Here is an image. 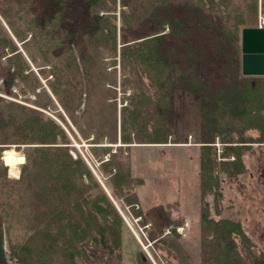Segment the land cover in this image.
Here are the masks:
<instances>
[{"label": "rangeland", "instance_id": "374dc122", "mask_svg": "<svg viewBox=\"0 0 264 264\" xmlns=\"http://www.w3.org/2000/svg\"><path fill=\"white\" fill-rule=\"evenodd\" d=\"M71 1L67 3L63 0H0V37L12 39L17 48L16 51H12L11 45H9L4 50L7 56L19 52L15 55H18L22 61V74L9 77L8 72L13 73L16 68L13 64H9L7 56L0 54L1 109L4 114L14 113L19 120L25 119L30 114L54 119L70 141V155L73 158L78 157L77 155L80 156L89 169L92 179L98 184L89 190L90 196L98 199L101 198V195H105L117 212L121 219L119 247L113 249L112 253L103 251L98 254L95 252V256L98 257L97 263L142 264L139 260V255H142L145 260L143 264H200L199 217L202 200L198 178L201 145L198 142V135L207 126L211 112H215L217 115L222 114L221 107L217 105L221 102L216 101H221L224 96L231 97L232 94H236L232 87H242L246 84L243 79L244 75L241 74V53L238 52L240 45L237 38L238 36L240 38V35L234 33V36H228L218 31L221 23L218 15L215 13L208 15L207 12L204 15L199 7L188 8L184 5L189 4L188 0H163V4H179L171 9L163 8V13L169 18L164 17V14L161 17L165 23V34L170 37L167 39L168 42L177 39L183 40L187 36L185 38L187 39L185 42L187 48L184 44V48L178 45L179 48L176 47L175 55L166 51V56L170 61L169 65L178 63L185 67L184 78L179 79L177 84L173 81L172 85L168 83L167 86L158 87L139 66H135L134 73L126 69L124 77L121 72L118 48L113 58L109 56L108 50H104L101 59L96 62V58L93 59L97 71L94 68L96 76L93 79L91 92L89 91L88 96L85 93L82 94L79 107L73 112V118L70 119L48 87L46 80L53 79L52 75L48 72L45 77L39 72L41 69L50 71L51 67L45 63L50 60L49 64H52L53 59L43 58L41 52L38 51L36 41L32 40L29 33L34 24L32 19L39 18V23L34 26L40 31L45 18L53 15L54 10H57V4H77L79 7H76V10L79 12L80 4L84 3L83 0ZM119 1L116 0L115 4L117 39L121 36L120 9L129 7V4L120 6ZM249 1L247 2L249 3ZM262 1H256L257 12L254 21L249 26L264 27ZM195 3L204 4L198 1ZM71 12L68 7L64 14V21L61 24L53 22L50 27H46L41 32L40 36L45 40L48 32L49 37H56L60 47L53 51L58 52V56L62 57L61 55L65 52L72 50L76 62L80 63L77 55L79 40L72 37L69 32L73 25V23H69ZM173 14L178 16L175 17ZM82 15L83 17L74 21L75 25L86 23V11ZM152 18H154V12L148 19ZM146 24L147 26L150 24L154 28L153 31L159 30L155 22L147 21L145 24L139 22L136 23L138 34L143 33ZM172 27L180 31L171 34L170 28ZM183 30H186L187 33L182 32ZM134 35L133 32L129 33V36ZM209 40L225 44L217 45L210 51L207 46ZM119 44L117 41V46ZM192 47L193 49H191ZM232 54L238 56L235 62ZM51 55L52 53L48 52V56ZM79 71L83 75L81 66ZM259 77L264 78V74ZM194 79L199 82L198 92L190 90L189 81ZM83 84L84 88L88 86L85 85V81ZM220 85L223 86V89L219 87ZM262 89L264 90V84ZM142 91L150 95L151 102L149 103L148 99L149 107L147 108H149L150 118L148 117L146 122L166 124L171 132L168 143L138 144L132 145L128 149L125 147L119 149L118 147L121 145L118 133L120 110L124 104L130 101L129 97L132 95L135 96L134 100L140 96L138 100L144 105V98L141 97ZM49 99L52 100V103L44 105ZM169 103L170 106H168ZM204 104L209 109L207 112L202 108ZM159 107L163 111L161 114L157 111ZM260 110L264 117V107ZM233 115V112L228 111L225 114L226 119L217 120L223 125L222 134L226 136L227 140H234L237 132L226 128L228 125L226 122L233 121L237 128L240 126L238 123L240 120H234ZM111 116L116 118L117 123L116 143L111 142L109 137L112 133L107 119ZM83 125L85 126L83 127ZM91 125L92 133L90 132ZM260 125V128H250L245 132V136L250 135L255 141L243 143L246 147L241 155L244 165L243 172L231 179H227L220 172V195L209 194L207 202L209 214L212 217L239 221L247 237L255 245V250L264 252V124ZM89 127L90 130H85ZM224 144L220 142L218 136H215V145L218 151H222ZM100 145L110 147L102 154L95 153L97 147L91 146ZM25 146L23 144L17 146L12 143L3 151L13 150L15 155H23L25 161L27 150ZM3 151L0 154V183L4 176L3 166H6L5 171L8 177L19 179L24 161L17 164V176H12L2 159ZM111 154L119 158L122 166L128 170L129 176L134 181L141 179L142 182H133L127 187L123 186L122 182L114 183L100 164L103 160H107ZM108 168L111 173L114 172L112 166ZM82 179L86 184L90 182L85 176H82ZM18 188L21 192L24 190L23 208L12 212L8 219L5 218V221L0 209V227L5 254L4 260H0V264H21L17 246L13 250L9 244L25 239L28 228H26L23 215H32L35 212V208L26 202L30 188L28 186L24 188L23 184L17 186ZM130 191L137 194L138 204L130 203V205L127 202L126 194H129ZM12 194L18 195L16 191ZM98 203L106 205L99 201ZM133 209L139 210L137 215L134 214ZM177 226L183 227L182 232L176 231L175 227ZM5 227L9 230L7 233ZM114 240L116 238H109L111 248L115 244ZM86 248L91 250L92 243H89ZM77 264L89 263H86L81 256L77 258Z\"/></svg>", "mask_w": 264, "mask_h": 264}, {"label": "trees", "instance_id": "16d2710c", "mask_svg": "<svg viewBox=\"0 0 264 264\" xmlns=\"http://www.w3.org/2000/svg\"><path fill=\"white\" fill-rule=\"evenodd\" d=\"M63 1L72 2L71 0ZM195 1L204 4H196ZM247 1L188 0L189 4L184 5L195 9L199 7L204 15L205 12L208 15L212 13L218 15L221 19L218 28L220 30L218 31L228 36H234V33L240 35L237 41L240 45L238 52L241 53V29L254 21L257 12V0H250L249 3ZM83 2L80 4L79 12L76 10V7H79L77 4H57V10H54L53 15L45 18L40 31L34 26V24L39 23V18L32 19L34 24L32 23L33 27L30 28L29 33L32 40L36 41L38 51L41 52L43 58L53 59L52 64H49V59V62L45 63L51 67L50 71L41 69L39 72L45 77L48 72L52 75L53 79L46 80L48 87L70 119L73 118V112L79 107L82 94L85 93L88 96L89 91L91 92L93 79L96 76L94 74L96 64L94 65V63L103 57L104 50H108L109 56L113 58L118 48L121 72L124 77L126 69L134 73L136 71L135 66H139L158 87L168 83L172 85L173 81L178 83L179 79L184 78L186 75L185 67L178 63L177 65H169L170 61L166 56V51L175 55L177 53L176 47L179 48L178 45L184 48V44L187 48L185 44L187 36L183 40L177 39L168 42L167 39L170 37L165 34V23L161 17L164 14L163 8L171 9L179 4H163V0H120V6L129 4V7L128 9H120L121 36L117 39L116 0H83ZM193 2L195 4H192ZM68 7L72 11L69 23H73L69 32L72 37L79 40L77 42L79 44L77 55L80 63L76 62L72 50L65 52L61 55L62 57L58 56V52L53 51L60 47L56 37H49L47 32L45 41L40 36L41 32L46 27H50L53 22L61 24L64 21V14ZM261 7L264 10V0ZM82 9L84 10L82 11ZM84 11H86V19L84 18L86 23L75 25L76 22L74 21L83 17ZM153 12L154 18L148 19ZM164 17L169 18L165 14ZM147 21L155 22L159 30L153 31L154 28L150 24L148 26L146 24L145 30L142 31L144 34H138L136 23L145 24ZM169 21L172 23L170 19ZM133 23L135 24L133 25ZM170 29L171 34L180 31L173 27ZM131 32L135 35L129 36ZM182 32L187 33L186 30ZM126 34L127 36H125ZM117 41L120 43L119 46H117ZM223 44L225 43L220 42L219 44L216 40L207 42L210 51L215 46H222ZM9 45H11L12 51H16L17 48L12 39L0 37V54L2 56H7L4 49ZM48 52H51L52 55L48 56ZM15 54H19V52L7 56L9 64H13L16 68L13 73L8 72L9 77L22 74V61ZM232 57L234 62L238 58L233 54ZM94 58H96L95 62ZM78 66L82 67L83 75L80 74ZM96 69L95 71H97ZM243 77L246 84L242 87H232L236 94H232L231 97L229 95L224 96L221 101H216L221 102L217 105L221 107L222 114L217 115L215 112H211L207 126L198 135V142L201 143L198 178L202 200L199 217L200 264H264V252L255 250V245L247 237L242 224L234 219L212 217L209 214L207 202L209 194L220 195V172L227 179L243 172L244 165L241 155L246 148L243 143L255 141L252 136H245V132L250 128H260L261 125L259 126V124H264V117L260 110L264 107V90L262 89L264 78L259 76ZM84 81L85 85H88L86 88H84ZM189 82L190 90L198 92V80L194 79ZM219 87L223 89V86L220 85ZM141 93L142 99L144 98V105L138 100L140 96L134 100L135 96L132 95L129 97L130 101L124 104L120 110L118 133L121 145L118 147L119 149L121 147L128 149L132 145L138 144L168 143L171 132L166 124L159 125V123L146 122L147 118H150L149 108H147L149 107L148 99L151 103L150 95L143 91ZM51 103L52 100L49 99L44 105ZM202 108L205 112L209 110L205 104ZM157 111L160 112L159 114L163 112L160 107ZM228 111L233 112L234 120H240L238 128L235 122H226V125L228 124L226 128L237 132L234 140L226 139V136L222 134L223 125L220 121L217 122L218 119H226L225 114ZM107 122L110 123V132L112 133L109 136L111 142L116 143V118L111 116ZM92 129L91 125V133ZM85 130H90V127ZM215 136L219 137L220 142L225 143L222 151H218L215 145ZM58 139L60 141H57ZM69 142L64 130L54 119L30 114L25 119L19 120L14 113L4 114L0 106V154L12 143L17 144V146L26 145L27 149L19 179L8 177L5 171L6 166L2 167L4 176L0 183V209L3 213V219L5 221V218L8 219L12 212L23 208L24 190L21 192L19 188L17 189V186L21 184L24 185V188L25 186L30 188L26 202L35 208L33 216L23 215L26 228H28L25 239L14 244L10 240L9 247L11 249L14 250L17 246L21 264H77V258L81 256L86 263L101 264L96 262L98 257L95 256V252L98 254L103 251L112 253L113 249L119 247L121 219L105 195H101V198L98 199L90 196L89 190L98 184L92 179L89 169L80 156L77 155L78 157L73 158L70 155ZM173 142L176 143L177 141ZM91 147H97L94 152L102 154L110 146ZM95 156L97 155L95 154ZM100 164L103 171L110 175L114 183L122 182L123 186L127 187L133 182H142L139 178V180L134 181L129 176L128 170L122 166V162L117 156L111 154L107 160H103ZM109 166L114 169L113 173L109 170ZM82 176H85L90 182L86 184ZM15 191L18 195L12 194ZM100 193L102 194V192ZM126 198L129 204H138L139 199L135 192L130 191L129 194H126ZM98 201L106 203V205L103 206ZM133 212L137 215L139 210L133 209ZM5 229L7 233L9 230L7 227ZM109 238H116L113 242L115 243L113 248L109 245ZM89 243H92L91 250L86 248ZM4 256L2 229L0 227V260H4ZM139 260L142 264L145 262L142 255H139Z\"/></svg>", "mask_w": 264, "mask_h": 264}, {"label": "water", "instance_id": "95a60500", "mask_svg": "<svg viewBox=\"0 0 264 264\" xmlns=\"http://www.w3.org/2000/svg\"><path fill=\"white\" fill-rule=\"evenodd\" d=\"M241 74H264V27L244 26L241 29Z\"/></svg>", "mask_w": 264, "mask_h": 264}, {"label": "bare ground", "instance_id": "6f19581e", "mask_svg": "<svg viewBox=\"0 0 264 264\" xmlns=\"http://www.w3.org/2000/svg\"><path fill=\"white\" fill-rule=\"evenodd\" d=\"M2 159L4 163L8 166L9 174L12 176H17L18 174L17 164L24 161V156L15 155V152L9 149V150L3 151Z\"/></svg>", "mask_w": 264, "mask_h": 264}, {"label": "built area", "instance_id": "2783aa9c", "mask_svg": "<svg viewBox=\"0 0 264 264\" xmlns=\"http://www.w3.org/2000/svg\"><path fill=\"white\" fill-rule=\"evenodd\" d=\"M175 228H176V231H178V232H182V230H183V227L182 226H177Z\"/></svg>", "mask_w": 264, "mask_h": 264}]
</instances>
